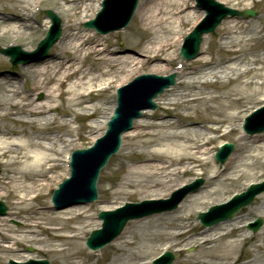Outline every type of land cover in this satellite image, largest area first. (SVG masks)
<instances>
[{"label":"bare ground","instance_id":"6f19581e","mask_svg":"<svg viewBox=\"0 0 264 264\" xmlns=\"http://www.w3.org/2000/svg\"><path fill=\"white\" fill-rule=\"evenodd\" d=\"M46 1L0 0V40L22 41L30 49L32 31L43 26L41 23L35 27L32 23L36 18L35 9ZM190 1L189 4V0H141L136 11L139 21L136 29L141 26L144 36L131 44L139 49L134 50L110 47L109 36L79 27L77 20L88 21L90 12L99 9L100 0H55L65 17L62 38L47 58L26 64L11 80L6 77L2 80L0 189H5L6 194L0 193V199H13L8 215H29L22 216L25 229L29 230L26 235H35L39 233L38 228H43L54 239L62 241L59 247L53 245L49 250L63 257L62 264H89L82 261L83 258L77 261L83 252L79 236L93 225L86 215L88 211L77 206L46 217L42 208L34 209V202L62 177L63 170L68 171L70 150L76 146L75 138L80 132L86 128L97 130L98 134L105 130L113 115V107L109 111L108 108L114 88L125 85L129 78L142 71L165 75V62L170 61L180 47L179 39L183 35L180 27L190 21L193 28L203 15L197 16ZM218 1L237 10L240 6L245 9L264 3V0ZM46 22L49 23L48 18ZM216 36L215 44L211 37L204 38L207 47H202L203 55L190 64L192 68L185 79L161 95L158 111L144 112L133 131L125 134L128 140L123 158L128 162L122 160L119 164L121 193L114 197L122 193L138 195V191L151 194V189L166 188L198 169L204 171L202 175H208V185L198 195L186 199L179 211L169 213L173 219L167 227L163 224L165 219L159 216L138 228L137 236L134 235L136 229L130 233L133 237L129 240L122 236L123 242H117V247L126 252V260L118 258L111 264H148L156 254L158 243L173 240L189 229L182 225L185 217L181 214L189 210L191 217L195 211L209 205L213 196L222 195L217 185L224 187L229 180L254 178L258 175L251 172L256 169L264 171V135L247 134L241 127L247 111L242 108L243 103L259 99L264 102L263 30L244 20L228 19ZM28 80L31 87L25 91L22 84ZM219 83L224 91L206 89ZM39 93L45 95L43 101L34 99ZM79 116L92 122L74 127ZM234 135H237L238 151L220 170L210 156V146L220 147L226 138ZM214 178H220L218 184ZM5 220L1 218V240L14 243L27 238L5 231ZM238 220L239 217L206 229L199 243L201 257L193 264H224L233 260L240 243L252 237L235 226ZM75 223L78 225H73ZM63 231L72 235H64ZM262 232L264 235V229ZM208 233L211 234L206 235ZM1 246L5 251L10 248ZM147 257L151 258L145 259ZM22 258L31 257L18 255L16 261L23 262ZM2 259L0 264H4ZM260 259L255 256L240 262L239 258H234L235 264H258Z\"/></svg>","mask_w":264,"mask_h":264},{"label":"rangeland","instance_id":"374dc122","mask_svg":"<svg viewBox=\"0 0 264 264\" xmlns=\"http://www.w3.org/2000/svg\"><path fill=\"white\" fill-rule=\"evenodd\" d=\"M192 1L194 3L195 0H192ZM190 2L191 1L189 0V4H190ZM248 2H250V1H248ZM139 3H140V1H139ZM229 4H232V3H229ZM224 5H226L228 7L231 6V5H227L225 3H224ZM249 8H252V7H249ZM0 9H2V6L0 7ZM239 9L242 10L243 7L240 6ZM252 9H254L257 12L256 18H249L250 20L249 19L244 20V19L240 18V19H238V21H242V20H244L245 22L247 21L250 24L255 25L258 29L263 30V34H264V3H261V4L256 3L253 5ZM46 10H50V11L54 12L58 17H60L61 22H62V35H63V33H64V26L63 25H64L65 17H63V15H62L61 9H58V6L55 3V0H47L46 3L42 4L40 12H38L36 14V18L34 20H32V23L35 27H37L39 24L43 23L42 27L38 28L35 31H32V33H34V35L30 39L32 41V45H31L32 47L30 49H27L22 41L16 42L15 39H11L8 41L0 40V47L19 46L27 52L34 51L37 47V44L46 36V34L48 33V30H49L50 22L48 24L46 22V16H45ZM99 10L97 9L96 12L95 11L90 12V20H94L96 18V14L99 12ZM194 12H197L196 13L197 16L200 14V11L198 9H195ZM200 18H201V16L198 18V21ZM77 23H78L79 27H81L82 29L88 30V29H85L83 27L84 22L80 23V21L77 20ZM191 23L192 22H190V21L187 23H184L180 27V30L182 32L188 31V29L192 26ZM137 24L139 25V21L137 19V13H135L133 16V19H132L131 23L128 25V27H126L123 30L116 31L113 33H109L107 35H101V36H105V37L109 36L110 37V40L108 41V44L110 47L125 48V49L132 48L134 50H139L138 48H135L134 45H131L132 43L140 41L141 38L144 36V34L140 28L141 26L136 29ZM220 27L221 26H219L215 32H213L212 34H209L205 37L206 38L211 37L212 43L215 44L217 42V38H218V36H216V35H217ZM170 36L173 38L175 37L172 35H170ZM209 38H208V41H209ZM203 45H204V49H205L207 47V40H205L203 42L202 47H203ZM55 46H56V44L49 51V53H48L49 55L53 51ZM201 55H203L202 49L200 51L198 58L201 57ZM165 63L167 64V66L165 68L164 74L168 75L169 73L167 72V70H169V71L174 70V67L176 64V58L172 57L170 61H167ZM189 64H190V62H189ZM19 67H20V69H19ZM22 67H24V65H19V66L11 65L9 62V58L0 54V87H2V85H3L2 84L3 79L8 78L9 80H11V78L13 76L17 75V71L21 70ZM191 68H192V65H188V68L184 71V73L177 75V83L176 84H178L180 81L185 79L186 75L190 72ZM142 74H149V73L147 71H143ZM159 76H161V75H159ZM22 86L27 91H29V88L31 87V81L28 80L27 82H24ZM231 87L233 88L234 85H232ZM171 88H173V87H171ZM206 89H209L210 92L224 91V88L220 85V83L207 86ZM95 97L98 99L97 96H95ZM110 97H111L110 98L111 99L110 100L111 107L116 106L117 105L116 104V89H113L111 91ZM160 97H161V95L157 99L154 100V102L157 104V109L155 111H150L149 113H154V112L158 111ZM34 99L37 101H43L45 99V95L43 93H39L38 96H36ZM261 104H263L261 99H259L258 101H250V102L245 101L242 105L243 106L242 108L247 110V111H245L244 116H246V112H249L252 108H255ZM111 107L109 106L108 111L111 110L110 109ZM154 119H157V118H154ZM76 121L79 123L78 126H84L85 124H90L92 122V119H91V121H87L86 118H84L83 116H80V117H77ZM242 124H244V123H242ZM86 129L87 130L83 129L82 132H80V134H79L81 141L78 144V148L85 149V148L89 147L90 145L93 144V141L95 140V138H97L99 136L97 130H90L89 128H86ZM262 135H264V133H262ZM87 136H90L91 139H89ZM226 139H227V142L233 143L235 145V150H234L233 154L236 153L238 151V148L236 146L237 135H234L233 137H229ZM127 140H128L127 137L123 136L122 149L120 150V152L118 154L114 155L110 159L107 166L101 172L99 183H98V192H99L98 201L95 203H92L90 205L80 206L83 208L84 211H86V210L88 211L86 213V215L90 218L89 219V220H91L90 223L93 225L86 228L85 234H81V236H79L80 237L79 243L81 244V248H82L83 252H82V255H80L78 257L77 261L82 260V258H83L82 261H86L89 264H111V263L117 261L118 258H120L122 261H125L126 256H127L126 252L117 247L119 243L123 242V240H121L122 236L124 237V240H129L131 237H133V235L130 234L131 232H133L136 229L135 233H134V235H136V232L139 233V231H137V229L142 228L145 223L154 219V217L162 216L165 219L163 221L164 222L163 224H165V226L167 227L168 226L167 223H170L171 222L170 219H173V218H171L172 216H169L172 214L171 212L176 213V211H179V207L185 202L186 199H189V197H191L193 195H198V193L202 189H205L206 186L208 185V178H207L208 175H206V174L202 175V173L204 171L202 169H198L196 171V173H194L193 175H191V176L187 175V176H184L182 178H178L177 183H173L166 188L151 189L150 191H153V192H151V194L145 193V191H142V192L138 191L139 192L138 195L131 196L128 193H122L123 195L118 196V197H114L117 195V193H121L120 192V187H121L120 181L122 179L121 178L122 177V170H121L119 164L122 160L128 162V159L123 158V156H124L123 153L125 151H127L126 150ZM217 151H218L217 145L210 146V154L211 155H214V153H216ZM214 160H215V158H214ZM215 162L218 163L216 160H215ZM226 164H227V162H226ZM217 165L219 168H221V170H223L224 167H226V165L224 166V165H221L219 163ZM2 172H3V165L0 163V175ZM254 172L257 173V175H258L254 178L246 177V178H243L241 181H238V182H234L233 180H229L227 182V184L224 185V187H222V186L220 187V185H217V187L221 189L222 195L213 196L214 198H212V199H215V200L211 199V202L209 205H206L202 209L195 211V213H193L191 217L188 215V214H190L189 210H187L186 213L181 214L185 217V221L182 225L189 226L190 231L187 233H184L183 235H181V236H179L173 240H170V241L166 240L164 242L158 243L155 246L156 247V254L153 255V257L151 256L152 259H150V261L154 260L156 257H158L164 251V248L166 246H171L169 251H172L176 255V260L173 262V264H193L196 261H198L201 257V254H202L201 253L202 248H201V245H199V243L202 242L204 239V236L202 234L204 233V231L206 229H208V228H204L202 226V224L197 220L198 214L200 212L207 211L209 207L227 202V200H229V198L234 193H240V192L245 191L249 183L259 182V181H262L264 179V171L263 170L256 169V170L252 171L251 173H254ZM251 173H249V174H251ZM199 174H201V175H199ZM199 179H203L204 183L198 189H194V190L188 192L186 195L187 197L181 202V204L179 205L178 208H176L172 211L161 212L160 214H157L154 216L143 217L140 219H135L133 221H130L127 224V226L125 227L123 233L120 235L119 238H117V240L115 242L106 246L105 248H103L102 250H100L98 252H92L85 246V242H86V239L89 236V234L93 230L98 229L100 227L101 221L98 219V215L104 209H115L116 207H120V206H122L128 202L129 203H140V202H143L146 200H159V199L168 200L171 198L173 193L177 192L179 189L183 188L186 185L194 183L195 181H197ZM61 180L63 181L64 178H62ZM219 180H220V178H215L213 181L216 183V182H219ZM216 184H218V183H216ZM52 185H53V188L51 191H54V189L57 188V185L55 183H53ZM154 190H156V191H154ZM0 193L6 194V190L0 189ZM51 196H52V192L48 195V192L45 191L42 198L40 200H38L37 202H34V209L42 208V211L46 212V214H47L46 217H53L57 213L56 211L51 210L49 207L52 205L50 202ZM1 200L6 203V205L8 206V208L11 211V208L13 207V199L3 197ZM169 213H171V214H169ZM22 216L28 217L29 215H27V214L21 215V216L7 215V217H3V218H6V220L3 222V224L5 225L3 227L5 229V231H9L10 233L13 232L14 235H16L20 238H24V236L27 237V238H25L24 241L14 242V243H16V245L14 243H10L11 240L10 241H3L0 239V259L3 258L2 260H3L4 264H9L10 259L16 260V257H18V255L29 256V257H31V259H38V260L39 259H45V260H48L50 262V264H62L63 263V257L54 255L53 253L49 252V250H51L53 245L59 247L60 244H63L62 241L54 239L52 237V234L49 231L44 230L43 228H38L37 231L39 233H35V235H33V234L32 235H26V233L29 230L25 229V225L23 223ZM88 217L86 218L87 220H88ZM238 217H239L238 225H235V226L239 227V230H242L243 233H245L247 235H251L252 237L249 238L246 242L240 243L239 250L236 253V256L234 258H239L240 262H246L250 259H253L255 256H257V258H261L259 260L258 264H264V262H261L262 259H264V247L263 248L261 247V245H263V240H264V235L262 234L263 233L262 230L264 229L263 228L264 226L256 234L252 233L247 227L248 223L254 221L257 218H262L264 220V194H261L260 196H258L251 206L242 209V211L239 213L237 218ZM0 223H1V217H0ZM98 223H99V225H98ZM73 225H78V224L75 223ZM49 227L56 228V226H50V225H49ZM142 233H144V232H142ZM62 234L72 235V233H70L69 231L68 232L63 231ZM210 234L211 233H208L206 235H210ZM236 234H237V232H234V235H236ZM12 239L14 240L13 237H12ZM119 240H121V241H119ZM117 242H118V244H117ZM1 245H6L7 247H10L11 249L9 248V250L5 251L6 248H3ZM254 245H256V246H254ZM29 247H32L34 250L32 252H28L27 248H29ZM250 252L254 253V255L253 256L251 254L248 255V253H250ZM123 253L126 254L124 257L122 256ZM151 257H147L145 259H149ZM234 258L229 263H224V264H235V261L237 259L234 260ZM145 259L143 260V263H144ZM22 260L26 261L27 259L22 258ZM140 263H142V262H140Z\"/></svg>","mask_w":264,"mask_h":264},{"label":"water","instance_id":"95a60500","mask_svg":"<svg viewBox=\"0 0 264 264\" xmlns=\"http://www.w3.org/2000/svg\"><path fill=\"white\" fill-rule=\"evenodd\" d=\"M137 1L138 0H122V1L121 0H115L114 3L112 4L113 5V12L115 13L116 16L122 15L123 17H122L120 22H117V23L115 22L113 26H111L110 28H108L106 30L100 29V32L106 33V32L111 31V30H115L118 28L125 27L131 19V16H132V14L136 8V5H137ZM104 13H107V10H105ZM214 13L215 12H213V11H211V12L209 11V14H214ZM47 15L52 19L54 26L51 30V33L47 37V39L44 42H42L41 45L39 46V49H44V51H46L48 48H50L51 45L55 41H57L61 35L60 19L55 14H53L52 12H47ZM225 15L226 14H223V16H225ZM223 16L218 17L217 20L214 23H212L205 32L213 31L214 28L219 24V22L223 18ZM86 26L96 27L98 29L100 28L99 24H96L93 22L86 24ZM203 31L204 30L200 31L199 33L196 34V36L193 37V38H195L194 45L197 47H198V44L200 42L201 34ZM19 51H20V49L16 48L13 50H6V51H4V53L10 54L12 56L13 60L15 61V59L17 57L16 52H19ZM15 63H17V61H15ZM168 85L169 84H163L162 86H159L154 92H151L150 94H148L145 98V102H146L145 106H146V104H148V105L151 104L152 99L154 97H156L158 93L163 91V89L165 87H167ZM120 100H122L121 97H120ZM131 108L132 109L130 111H128L126 114L125 124L122 127H120L114 133V136H113V130H114L113 126L121 117L122 107L119 108L118 113H117L116 117L114 118L113 123L111 124V128H110L109 133H110V135H112V137L114 139H116L115 146L110 148V150H106V152L104 153L102 158H100V159L96 158L94 162H90V161L87 162L86 163L87 168H86V166H84V168L82 170V174H84V170H86L85 171L86 178H83L84 184H82V186L83 187L85 186L86 198L88 197L89 200L96 199V197H97V195H96V182H97L98 174H99L101 168L106 164L109 157L113 153L118 151V149L120 147V134L122 133L123 130H129L131 128L132 118L138 114V112L141 108H144V107H142V105H138L136 103ZM227 147L231 148L232 146H227ZM95 150H97L96 147L90 151L78 153L74 157V161H73V175L74 176L70 181H68L66 183L67 185L70 183L67 187H75L78 185V182H80L79 176H80L81 164L79 163V159L77 156L82 155V157L83 156L90 157L94 153ZM218 158H220V157L218 156ZM67 187L64 189H67ZM262 190H264V184L253 186L248 193H244L241 196H239L229 208L215 207L213 209V211H220L218 213V216H217L218 218L215 221L219 222V221H223V220L232 218L239 211V209L241 207L250 204L253 201L254 196ZM58 193L59 192H57L56 195ZM81 201H83V200H81ZM4 211H5V207L0 203V212L4 213ZM101 217L104 219L105 218L109 219V217H111V215H102ZM130 217H132V216H129L128 218H127V216H123V217H114V218L110 219L108 222L112 225L115 224V226L118 227V229L113 234H111L109 237H107L105 240H103L101 243L99 242V244H95L97 239H98V233L92 234V236L88 242V245L90 247L95 248V249H98L99 247L104 246L106 243L110 242L120 232V230L123 228V226L128 221V219H130ZM200 219L207 220V216L205 214H201ZM173 260H174V255L168 254V257L165 260H159L157 264H171ZM33 263L48 264V262H39V263L35 262V261L30 262V264H33Z\"/></svg>","mask_w":264,"mask_h":264}]
</instances>
